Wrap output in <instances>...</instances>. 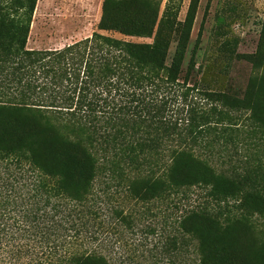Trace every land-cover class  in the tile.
I'll list each match as a JSON object with an SVG mask.
<instances>
[{"label": "trees", "instance_id": "trees-1", "mask_svg": "<svg viewBox=\"0 0 264 264\" xmlns=\"http://www.w3.org/2000/svg\"><path fill=\"white\" fill-rule=\"evenodd\" d=\"M35 1L0 0V249L264 264V18L238 97L180 75L198 0H102L89 36L31 49Z\"/></svg>", "mask_w": 264, "mask_h": 264}, {"label": "rangeland", "instance_id": "rangeland-1", "mask_svg": "<svg viewBox=\"0 0 264 264\" xmlns=\"http://www.w3.org/2000/svg\"><path fill=\"white\" fill-rule=\"evenodd\" d=\"M101 1L36 0L25 47L54 49L89 36L96 30ZM188 2L182 0L178 20L183 19ZM263 18L264 0H198L180 75H184L189 60L192 62L189 83L196 81L201 89L241 97L248 79L258 73L244 55L254 52ZM102 33L134 41L151 40ZM174 45L175 40L172 39L167 49L166 63ZM131 237L127 235L125 241L131 240ZM1 249L0 264L27 262V255L14 260L9 252L13 247L1 246Z\"/></svg>", "mask_w": 264, "mask_h": 264}]
</instances>
